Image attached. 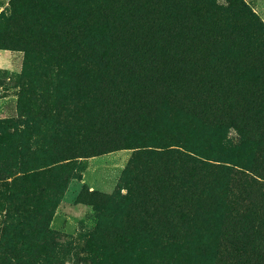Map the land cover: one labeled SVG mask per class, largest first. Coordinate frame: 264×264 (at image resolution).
<instances>
[{
	"label": "trees",
	"instance_id": "1",
	"mask_svg": "<svg viewBox=\"0 0 264 264\" xmlns=\"http://www.w3.org/2000/svg\"><path fill=\"white\" fill-rule=\"evenodd\" d=\"M59 2L52 20L60 30L41 42L60 52L52 59L57 68L47 71L50 78L22 87L13 130L0 121V179L18 167L26 177L60 164L65 169L77 156V142L88 143L94 153L135 148L130 165L143 160L146 176L156 182L165 178L167 185L176 163L189 161L178 173L185 181L181 220L191 218L194 201L202 213L223 199L222 243L232 239L238 242L237 259L264 264V169L258 175L262 179L247 172L264 164V24L231 19L235 9L248 8L244 1L202 6L201 13L184 0ZM86 29L97 33L104 46L93 49L88 37L84 41ZM57 41H64L65 49H58ZM250 63L253 73L246 69ZM64 80L72 97L67 99L77 104L65 126L60 122L63 100L51 88H60ZM37 84L43 85L39 93ZM79 98L84 102L79 104ZM51 104L56 126L62 124L53 130L42 126ZM231 129L238 133L236 140ZM223 145L237 153L246 150L250 166L240 155L222 156ZM37 151L49 154L33 159ZM27 155L32 159L23 160ZM225 173L232 177L221 182ZM150 190L161 191L165 200L177 197L173 189L163 192L151 185Z\"/></svg>",
	"mask_w": 264,
	"mask_h": 264
},
{
	"label": "rangeland",
	"instance_id": "2",
	"mask_svg": "<svg viewBox=\"0 0 264 264\" xmlns=\"http://www.w3.org/2000/svg\"><path fill=\"white\" fill-rule=\"evenodd\" d=\"M184 1L196 4L199 13L202 6L239 5L244 1L248 8L235 9L231 19L237 23L258 19L264 24V0ZM59 6V0H0V121L10 130L14 127L12 119L19 114L22 87L30 80L47 78V71L57 68L52 59L60 52L51 49L52 43L41 42L51 40L53 32L60 30L59 22L52 20ZM96 34L90 29L84 31L83 40L88 37L86 41L93 49L105 44ZM56 46L65 49L64 41H57ZM261 62L264 69V58ZM252 66L247 64L248 72L253 73ZM53 80L58 83L57 75ZM40 84L36 85L38 93L43 86ZM59 85L51 88L63 100L60 122L65 126L77 104L67 99L72 98L65 88L68 81ZM78 102L84 101L79 98ZM51 108L49 120L42 123L44 129L53 130L59 120L52 104ZM91 111L85 119L90 118ZM230 134L235 140L239 138L234 129ZM88 145L77 142V156L65 169H59L60 164L53 171L26 177L18 167L14 175L0 179V264H220L223 260L226 264H262L261 259L255 262L249 257L246 263L237 259L238 242L231 239L226 245L222 243L223 199L213 210L202 213L194 201L191 218L181 220L178 212L185 181H180L178 173L189 161L176 163L173 171H177L167 185L165 178L156 182L146 176L143 160L130 165L135 148L94 153ZM81 147L85 152H79ZM218 151L228 158L240 155L243 165L252 163L246 150L237 153L232 146L223 145ZM48 154L37 151L33 159ZM29 158L32 156L23 160ZM22 162L20 158L19 164ZM259 166L255 173L247 170L248 174L262 179L258 175L264 164ZM223 175L221 182L232 177ZM151 185L161 186L163 192L173 189L172 196L177 197L165 200L161 191L150 190ZM216 187L222 191L221 183Z\"/></svg>",
	"mask_w": 264,
	"mask_h": 264
}]
</instances>
